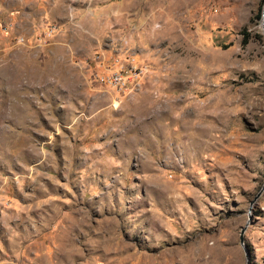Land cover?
Wrapping results in <instances>:
<instances>
[{
	"label": "rangeland",
	"instance_id": "1",
	"mask_svg": "<svg viewBox=\"0 0 264 264\" xmlns=\"http://www.w3.org/2000/svg\"><path fill=\"white\" fill-rule=\"evenodd\" d=\"M263 5L0 0V264H264Z\"/></svg>",
	"mask_w": 264,
	"mask_h": 264
},
{
	"label": "water",
	"instance_id": "2",
	"mask_svg": "<svg viewBox=\"0 0 264 264\" xmlns=\"http://www.w3.org/2000/svg\"><path fill=\"white\" fill-rule=\"evenodd\" d=\"M262 9H264V5H263ZM263 186H264V183H263L262 187ZM258 195H259V192L256 193L255 196L253 197V199L249 202V209H250L251 205L254 203V201H255V199L257 198ZM248 219H249V217H248ZM245 225H246V223H245ZM245 225L242 226L240 231H239L238 242H239L240 245L243 246V250H244V254H245V264H249V251L244 246V243H243V231H244Z\"/></svg>",
	"mask_w": 264,
	"mask_h": 264
},
{
	"label": "bare ground",
	"instance_id": "3",
	"mask_svg": "<svg viewBox=\"0 0 264 264\" xmlns=\"http://www.w3.org/2000/svg\"><path fill=\"white\" fill-rule=\"evenodd\" d=\"M116 80H119V76L117 75V73H114V75L109 77L110 82H115Z\"/></svg>",
	"mask_w": 264,
	"mask_h": 264
}]
</instances>
